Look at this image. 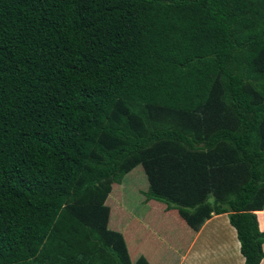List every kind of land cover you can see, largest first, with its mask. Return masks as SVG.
<instances>
[{
	"label": "trees",
	"instance_id": "1",
	"mask_svg": "<svg viewBox=\"0 0 264 264\" xmlns=\"http://www.w3.org/2000/svg\"><path fill=\"white\" fill-rule=\"evenodd\" d=\"M137 165L163 213H225L264 258V0H0V264H130L109 211L64 205Z\"/></svg>",
	"mask_w": 264,
	"mask_h": 264
},
{
	"label": "crops",
	"instance_id": "2",
	"mask_svg": "<svg viewBox=\"0 0 264 264\" xmlns=\"http://www.w3.org/2000/svg\"><path fill=\"white\" fill-rule=\"evenodd\" d=\"M113 184L115 183H112L111 191ZM111 191L102 205H93V207L104 210L108 207L109 203L112 206H115L114 203L108 199ZM115 198L120 202L118 197L115 196ZM84 206H89V203L79 207L74 205L72 206V204H67L64 205V208L70 210L73 207L80 208ZM114 208L115 210L120 211V215L123 218L129 220V224L126 222L125 225L121 227L120 224H118L120 221L118 220L117 222L116 218L112 223L108 221L109 226L113 224L114 227L110 229L115 230V233L110 234L107 232L106 234L111 240H114L117 235H122L125 241L130 264L244 263L243 256L239 252V242L237 240L235 229L229 223L228 217L225 213L212 214L211 217L207 219L198 230H193L190 227L189 230H186L185 227L187 224L180 216V218H177L178 216L176 214H166L162 218V225L152 226L149 223L150 218L148 217H138L134 214H128L127 216L124 214L122 209H118L117 206ZM78 211H80V209ZM260 211L261 213H259ZM166 212L171 213L172 210H167ZM256 214L259 223V229L264 230V209L256 211ZM75 217L84 225L90 226L92 228L100 224L99 222L83 219L78 215H75ZM117 224L119 227H117ZM221 229L225 233L226 241L220 244V246H217V244L213 243L211 239H205V237L210 234L215 236L219 235ZM127 234L129 235V240L132 242V250H134L133 253L130 252L128 247ZM75 255L77 256L78 254ZM83 256L85 258L86 255ZM95 258L99 261V264H116L114 257L111 254H108L107 251L106 253L105 251H100ZM259 264H264V258Z\"/></svg>",
	"mask_w": 264,
	"mask_h": 264
},
{
	"label": "rangeland",
	"instance_id": "3",
	"mask_svg": "<svg viewBox=\"0 0 264 264\" xmlns=\"http://www.w3.org/2000/svg\"><path fill=\"white\" fill-rule=\"evenodd\" d=\"M147 190H148V181L146 175L143 171L142 166L137 165L122 177L121 183L113 184L112 191L108 199L112 203H114V205L117 206L118 209H122L124 214L127 216L128 214L130 215L134 214L138 217L150 218L149 223L152 226L162 225L161 224L162 218L166 214H170V215L176 214L178 216L177 218H180L175 209H173L171 213H163L162 211L166 210L165 203L156 200H146L145 194ZM115 196L118 197V199H120V202L116 200ZM109 205L104 210L96 209L95 207H93V205L84 206L80 208L73 207L72 209L73 210L80 209V213H84L86 216H88V218L91 221L95 219H100L106 211H110V218H109L110 223H112L113 220H115V218L117 222L118 220L120 221L118 224H120L121 227L125 225L126 222L127 223L129 222V220L123 218L120 215L119 210H115L114 208L115 206H112L110 203ZM259 213H261V211ZM97 221L98 220L93 222H97ZM118 224L117 227H119ZM185 228L186 230H189V227L186 226ZM205 239H211L213 243L217 244V246H220V244L226 241L225 233L222 229L219 235L215 236L213 234H210L207 235ZM127 241H128L129 250L131 253H133L134 250H132L133 248L132 242L129 240L128 234H127Z\"/></svg>",
	"mask_w": 264,
	"mask_h": 264
}]
</instances>
